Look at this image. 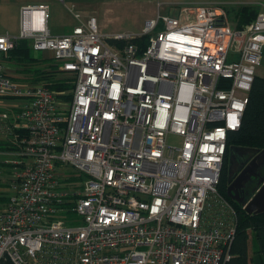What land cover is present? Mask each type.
<instances>
[{
  "label": "built area",
  "instance_id": "obj_1",
  "mask_svg": "<svg viewBox=\"0 0 264 264\" xmlns=\"http://www.w3.org/2000/svg\"><path fill=\"white\" fill-rule=\"evenodd\" d=\"M49 18L23 6L19 33L0 34V56L30 40L74 78L62 100L0 57V138L15 143L0 264H226L237 211L218 185L263 63L264 4L241 28L218 5L158 14L141 34L105 36L92 16L53 35Z\"/></svg>",
  "mask_w": 264,
  "mask_h": 264
},
{
  "label": "trees",
  "instance_id": "obj_2",
  "mask_svg": "<svg viewBox=\"0 0 264 264\" xmlns=\"http://www.w3.org/2000/svg\"><path fill=\"white\" fill-rule=\"evenodd\" d=\"M259 7L242 5L236 12V24L241 28L251 22L258 14ZM144 43V37H141ZM1 59L7 64L18 67L16 79L23 83L43 84L57 93L62 100L69 99L74 87V78L62 76L56 61L45 64L35 56L30 40H19L17 45ZM264 63V52H263ZM22 130V129H18ZM242 146L264 150V76H255L249 92V102L242 118V126L237 131L230 132L228 144L218 185L219 191L225 196L237 211L236 237L231 252L232 257L226 264H264V213L249 214L243 207L229 197L227 187L230 180V147ZM15 148V143L6 137L0 138V150L8 151ZM9 165L0 162V170L5 171ZM250 192V190H249ZM253 195V193H251ZM251 197V196H250ZM245 197V199L250 198ZM3 264H13L5 260Z\"/></svg>",
  "mask_w": 264,
  "mask_h": 264
},
{
  "label": "rangeland",
  "instance_id": "obj_3",
  "mask_svg": "<svg viewBox=\"0 0 264 264\" xmlns=\"http://www.w3.org/2000/svg\"><path fill=\"white\" fill-rule=\"evenodd\" d=\"M39 3L49 5L48 25L54 35L68 33L80 21H87L94 16L98 21L100 32L105 36H114L115 34H141L147 20L157 18L158 14L160 16L178 15L179 8L186 5L221 6L227 12L230 21L236 23V12L240 6L259 7L264 4V0H0V29L6 28L18 34L20 8L27 4ZM77 15H79L78 18ZM34 54L47 65L55 61L49 51L34 50ZM6 67L14 74H17L16 71L19 70L10 63H7ZM256 75L264 76V63L257 66ZM7 101L20 102L18 98ZM13 157L12 153L0 150V162ZM256 187L251 185L246 197L252 196L251 193L255 192Z\"/></svg>",
  "mask_w": 264,
  "mask_h": 264
},
{
  "label": "water",
  "instance_id": "obj_4",
  "mask_svg": "<svg viewBox=\"0 0 264 264\" xmlns=\"http://www.w3.org/2000/svg\"><path fill=\"white\" fill-rule=\"evenodd\" d=\"M239 153L242 158L243 162L241 164V167L243 169L237 174L235 173L234 176H232L229 180V185L227 187V193L230 198L237 201L238 203H242L244 206V209L249 214H261L264 213V178L262 180V184L257 186L255 189V192L253 195L246 201L245 198H242L239 196L237 191L239 188L243 186L244 183H242L244 180H246V177L250 176L248 173L252 172V167L255 163V158L248 161V158H245L248 154H255L258 153L259 155L264 154V150L259 151L255 148H249V147H242V146H231L230 147V173L233 168V158L235 154ZM247 159V160H246ZM261 183V182H260Z\"/></svg>",
  "mask_w": 264,
  "mask_h": 264
},
{
  "label": "flooded vegetation",
  "instance_id": "obj_5",
  "mask_svg": "<svg viewBox=\"0 0 264 264\" xmlns=\"http://www.w3.org/2000/svg\"><path fill=\"white\" fill-rule=\"evenodd\" d=\"M245 158H248L249 159L248 161L255 158V163L254 166L252 167L253 173L252 174L251 172L248 173L250 176L246 177V180L242 182L244 183L243 186L237 190L239 191L238 192L239 196H241L242 198L246 197V194H248L251 185H256V186L261 185L262 180L264 178V154L261 155H259L258 153L248 154L246 155ZM242 162H243L242 156L239 153L235 154L233 158V169L230 174L231 177L234 176L235 173H239L243 169V167H241Z\"/></svg>",
  "mask_w": 264,
  "mask_h": 264
},
{
  "label": "crops",
  "instance_id": "obj_6",
  "mask_svg": "<svg viewBox=\"0 0 264 264\" xmlns=\"http://www.w3.org/2000/svg\"><path fill=\"white\" fill-rule=\"evenodd\" d=\"M39 4H44V3H39ZM27 5H35V4H27ZM22 8V7H21ZM21 8H20V10H21ZM20 26V25H19ZM51 30V29H50ZM4 33H11V34H14V35H16L17 33H12V31L11 30H9V29H0V34H4ZM52 33V32H51ZM67 32H65V33H56L55 35H63V34H66ZM69 33V32H68ZM53 34V33H52ZM54 35V34H53Z\"/></svg>",
  "mask_w": 264,
  "mask_h": 264
}]
</instances>
